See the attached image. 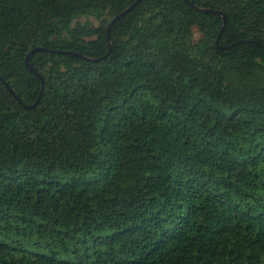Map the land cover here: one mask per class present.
<instances>
[{
    "label": "trees",
    "instance_id": "16d2710c",
    "mask_svg": "<svg viewBox=\"0 0 264 264\" xmlns=\"http://www.w3.org/2000/svg\"><path fill=\"white\" fill-rule=\"evenodd\" d=\"M135 1L0 0V264H264V0Z\"/></svg>",
    "mask_w": 264,
    "mask_h": 264
},
{
    "label": "water",
    "instance_id": "95a60500",
    "mask_svg": "<svg viewBox=\"0 0 264 264\" xmlns=\"http://www.w3.org/2000/svg\"><path fill=\"white\" fill-rule=\"evenodd\" d=\"M141 0H136L132 5H130L128 8H126L124 11H122L121 13H119L118 15H116L112 20H111V22L109 23V25H108V28H107V32H108V40H109V44H110V51L109 52H111V49H112V41H111V36H110V32H111V28H112V26L119 20V19H121L122 17H124L127 13H129L139 2H140ZM199 9H201V10H203V11H206V12H215V10L214 9H210V8H201V7H198ZM222 13V15H223V18H224V22H223V26H222V28H221V31H220V33H219V36H218V38H217V40H216V42L217 43H219V40H220V36H221V34H222V32L224 31V29H225V26H226V23H227V17H226V15L223 13V12H221ZM230 46H222V45H219V48H221V49H223V50H226V49H228ZM39 50H47V48H45V47H36V48H34L29 54H28V56H27V58H26V64H27V66L36 74V75H38L39 77H40V79H41V81H42V90H41V93H40V95H39V98L37 99V101L34 103V104H32V105H27V104H25V103H23L24 104V106H26V107H29V108H32V107H34V106H36L38 103H39V101H40V99H41V96H42V93H43V90H44V87H45V79L43 78V76L38 72V71H36V70H34L32 67H31V65H30V62H29V57H30V55H31V53H34V52H36V51H39ZM58 52H60V53H67V54H78V55H81V56H83L84 58H86V59H89V60H96L95 58H90V57H87V56H84V55H82V54H80V53H77V52H74V51H69V50H59ZM105 57H107V55L105 56ZM0 79L4 82V84L7 86V88L9 89V91L20 101V102H22V100H21V98L19 97V95L16 93V91L8 84V82L5 80V78L3 77V76H1V74H0Z\"/></svg>",
    "mask_w": 264,
    "mask_h": 264
},
{
    "label": "rangeland",
    "instance_id": "374dc122",
    "mask_svg": "<svg viewBox=\"0 0 264 264\" xmlns=\"http://www.w3.org/2000/svg\"><path fill=\"white\" fill-rule=\"evenodd\" d=\"M83 21L85 20L84 18L82 19ZM91 20L96 24L97 23V21L94 19V18H91ZM196 35H197V37H199L200 36V33L198 32V31H196Z\"/></svg>",
    "mask_w": 264,
    "mask_h": 264
}]
</instances>
